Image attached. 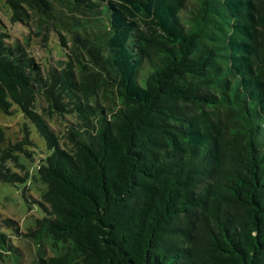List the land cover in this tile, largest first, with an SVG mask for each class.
<instances>
[{
	"label": "trees",
	"instance_id": "1",
	"mask_svg": "<svg viewBox=\"0 0 264 264\" xmlns=\"http://www.w3.org/2000/svg\"><path fill=\"white\" fill-rule=\"evenodd\" d=\"M4 1L63 55L0 28V112L45 147L22 174L0 128V183L42 213L30 264H264V0Z\"/></svg>",
	"mask_w": 264,
	"mask_h": 264
},
{
	"label": "rangeland",
	"instance_id": "2",
	"mask_svg": "<svg viewBox=\"0 0 264 264\" xmlns=\"http://www.w3.org/2000/svg\"><path fill=\"white\" fill-rule=\"evenodd\" d=\"M10 15L8 5L4 0H0V28L8 34V39L23 43L28 56L39 63L44 70L57 65L63 55L55 32L46 25L38 27L36 20L27 23L12 22ZM65 119L59 115H52L49 120L58 130L62 129ZM0 128L4 134V147H15L21 144V149L16 150V153L19 155L18 160L25 163V166L20 168L22 174L31 166H35L38 163L36 154L45 152V147L42 140L35 134L33 125L18 111L17 107H13L9 115L0 112ZM5 166L10 167L13 164L6 162ZM23 188L24 184L0 183V220L11 219L15 223L11 228H2L10 246H14L15 250L0 249V264H30L35 257V244L26 236V233L32 226L33 218L41 217L42 213L37 205L28 209ZM28 193L35 196L37 191L32 188Z\"/></svg>",
	"mask_w": 264,
	"mask_h": 264
}]
</instances>
